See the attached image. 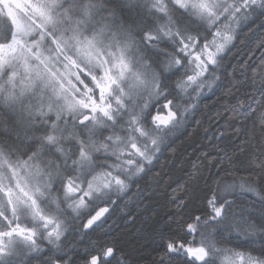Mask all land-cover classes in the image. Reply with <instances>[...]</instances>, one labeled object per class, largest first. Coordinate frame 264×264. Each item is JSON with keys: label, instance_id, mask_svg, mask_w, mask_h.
<instances>
[{"label": "snow or ice", "instance_id": "obj_1", "mask_svg": "<svg viewBox=\"0 0 264 264\" xmlns=\"http://www.w3.org/2000/svg\"><path fill=\"white\" fill-rule=\"evenodd\" d=\"M0 264H264V0H0Z\"/></svg>", "mask_w": 264, "mask_h": 264}, {"label": "trees", "instance_id": "obj_2", "mask_svg": "<svg viewBox=\"0 0 264 264\" xmlns=\"http://www.w3.org/2000/svg\"><path fill=\"white\" fill-rule=\"evenodd\" d=\"M189 154H191V149H189Z\"/></svg>", "mask_w": 264, "mask_h": 264}]
</instances>
